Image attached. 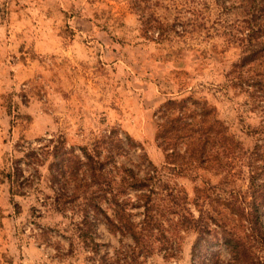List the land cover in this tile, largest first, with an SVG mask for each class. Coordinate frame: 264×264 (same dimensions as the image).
<instances>
[{
	"label": "rangeland",
	"instance_id": "374dc122",
	"mask_svg": "<svg viewBox=\"0 0 264 264\" xmlns=\"http://www.w3.org/2000/svg\"><path fill=\"white\" fill-rule=\"evenodd\" d=\"M251 8L250 0H0V264H91L75 206L58 210L53 157H41L38 167L21 163L24 192L12 191L8 179L24 150L40 151L51 138L79 152L117 128L138 144L126 146L120 163L141 174L158 168L180 208L196 216V191L203 190L205 207L235 222L225 204L248 191V169L239 168L227 143L207 149L203 165L192 159L200 139L190 130L216 119L253 150L264 107L231 74L248 54ZM256 36L254 44L264 42L263 32ZM252 66L246 77L264 75V57ZM170 100L182 106L168 111ZM179 115L191 123L189 135L159 139L162 124ZM167 203L174 204L171 197ZM98 224L102 254L133 243ZM173 232L176 256L156 250L144 264H192L197 233ZM215 250L229 258L224 246Z\"/></svg>",
	"mask_w": 264,
	"mask_h": 264
},
{
	"label": "trees",
	"instance_id": "16d2710c",
	"mask_svg": "<svg viewBox=\"0 0 264 264\" xmlns=\"http://www.w3.org/2000/svg\"><path fill=\"white\" fill-rule=\"evenodd\" d=\"M250 5L252 20L245 33L248 54L233 66L231 74L236 80L235 85L252 89V98L259 103L258 107H264V75H245L251 74L252 65L264 57V42L254 44L258 39L256 35L264 33V0H250ZM179 106L182 102L173 100L165 104L168 111H175ZM202 114L204 117L210 114L207 103ZM183 120L184 117L179 115L163 123L159 139L174 136L180 140L189 135L191 123ZM200 125L199 129L190 130V136L198 134L200 139L192 159L203 165L208 161L204 158L207 149L217 143H227L231 146V157L240 162L239 168L248 169V191L233 196L225 204L235 222L215 217L205 207L209 196L203 197V190L196 191L194 204L199 212L196 216L191 210L180 208L181 198L179 201L172 191L169 193L158 168L151 166L141 174L134 167L120 163L118 157L127 154L126 146L134 148L138 144L127 133L123 139L117 128L95 138L91 145L80 147L79 152L68 148L62 137L49 139L40 151L29 147L8 174V179L12 191L18 188L19 192H24L28 186L21 163L38 167L44 163L41 157H53L48 170L57 195V206H63L58 210L65 212L67 206H75L76 213L81 216L76 231L91 254V264H144L156 250L163 252L166 259L174 258L179 243L173 231L180 233L182 230L197 233L192 264H264V125L252 131L256 138L252 151L244 150L218 120H203ZM223 151L230 154L227 148ZM167 197H171L174 204L167 203ZM137 216L141 219L137 220ZM100 222L112 234L130 237L133 243L117 249L113 255L102 254L103 245L96 239ZM219 245L225 247L229 258H221L220 252L215 250Z\"/></svg>",
	"mask_w": 264,
	"mask_h": 264
}]
</instances>
